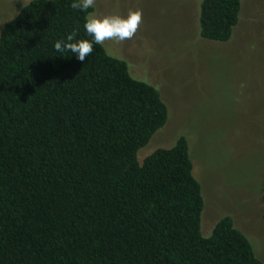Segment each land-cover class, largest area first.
<instances>
[{
    "label": "trees",
    "instance_id": "1",
    "mask_svg": "<svg viewBox=\"0 0 264 264\" xmlns=\"http://www.w3.org/2000/svg\"><path fill=\"white\" fill-rule=\"evenodd\" d=\"M71 0H33L0 35V264H263L232 216L201 231L188 139L139 162L168 122L160 91L84 30ZM93 12L94 9H90ZM242 0H201L202 38L227 43Z\"/></svg>",
    "mask_w": 264,
    "mask_h": 264
},
{
    "label": "rangeland",
    "instance_id": "2",
    "mask_svg": "<svg viewBox=\"0 0 264 264\" xmlns=\"http://www.w3.org/2000/svg\"><path fill=\"white\" fill-rule=\"evenodd\" d=\"M33 0H0V35ZM201 0H97L94 13L127 17L139 11L132 40L105 41L135 79L156 87L169 110L167 124L138 153L188 139L194 175L205 202L201 231L232 216L264 264V0H242L227 43L202 38Z\"/></svg>",
    "mask_w": 264,
    "mask_h": 264
},
{
    "label": "clouds",
    "instance_id": "3",
    "mask_svg": "<svg viewBox=\"0 0 264 264\" xmlns=\"http://www.w3.org/2000/svg\"><path fill=\"white\" fill-rule=\"evenodd\" d=\"M96 3L97 0H71L70 7L74 12L88 13L84 30L91 39L78 40V30H73L66 38L54 42V50L60 54L59 56L64 57L65 53H70L72 57L83 62L93 53L96 45H102L105 41L122 43L136 36L142 16L139 11H130L127 17L119 14L100 17L89 11Z\"/></svg>",
    "mask_w": 264,
    "mask_h": 264
}]
</instances>
